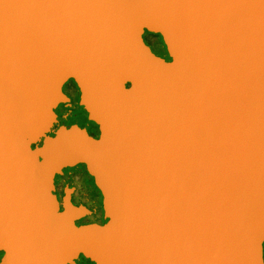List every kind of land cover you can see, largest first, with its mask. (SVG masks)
I'll use <instances>...</instances> for the list:
<instances>
[{
  "label": "water",
  "instance_id": "1",
  "mask_svg": "<svg viewBox=\"0 0 264 264\" xmlns=\"http://www.w3.org/2000/svg\"><path fill=\"white\" fill-rule=\"evenodd\" d=\"M263 241L264 0H0V264H263Z\"/></svg>",
  "mask_w": 264,
  "mask_h": 264
},
{
  "label": "flooded vegetation",
  "instance_id": "2",
  "mask_svg": "<svg viewBox=\"0 0 264 264\" xmlns=\"http://www.w3.org/2000/svg\"><path fill=\"white\" fill-rule=\"evenodd\" d=\"M145 43L149 46V48L152 50V45L156 42L155 38L152 37H143L142 38ZM153 51V50H152ZM61 90L64 94H66L69 98V105L73 106L75 105V97H76V91L72 83L65 82L61 86ZM85 130L88 134L94 136L95 135V127H90V124L87 122L85 124ZM67 176L71 178V184H72V191L69 195L70 201L75 204H81L85 206L89 211V217L92 218V220L96 223L102 222L101 214L97 211V205L99 202V198L96 197L94 191L90 187V185L87 182V178L80 170H65L64 171ZM76 197L78 199H76ZM98 214V215H97ZM89 219V218H87ZM85 220V218L83 219ZM263 244L261 245V251H262V262L264 264V251H263ZM1 255V252H0Z\"/></svg>",
  "mask_w": 264,
  "mask_h": 264
},
{
  "label": "trees",
  "instance_id": "3",
  "mask_svg": "<svg viewBox=\"0 0 264 264\" xmlns=\"http://www.w3.org/2000/svg\"><path fill=\"white\" fill-rule=\"evenodd\" d=\"M142 38L143 37H152V38H155L156 39V45H155V47L157 48V50L158 51H160V52H156V55L157 56H159V57H162V55L164 54L163 52H165V50L163 49V47L162 46H160V44H159V41H158V39H157V37L155 36V35H151V34H148V33H143L142 34V36H141ZM67 83H71L70 82V80H67ZM67 108H73V106H71V105H68L67 106ZM89 124H90V127H94V125L92 124V123H90V122H88ZM55 127V125L53 124L52 126H51V129L52 128H54ZM75 166H78V167H80V171L85 175V177H88L89 179H90V177L83 171V168H82V166L80 165V164H77V165H75ZM74 166V167H75ZM71 168H65V170H70ZM64 170V171H65ZM65 173V172H64ZM66 174V173H65ZM90 181H91V179H90ZM90 187L92 188V190L94 191V193H95V195H96V197L98 198V195H97V192H96V190L94 189V187L92 186V183H90ZM98 207H99V202H98V205H97ZM98 209V208H97ZM98 211H100V210H98ZM85 221H91V219H85Z\"/></svg>",
  "mask_w": 264,
  "mask_h": 264
},
{
  "label": "rangeland",
  "instance_id": "4",
  "mask_svg": "<svg viewBox=\"0 0 264 264\" xmlns=\"http://www.w3.org/2000/svg\"><path fill=\"white\" fill-rule=\"evenodd\" d=\"M152 47V50H154L155 52H160V51H158L157 50V48L155 47V46H151ZM164 53V52H163ZM69 168H71V170H80V167H78V166H72V167H68V169ZM87 178V182H88V184L90 185V183H91V181H90V179L88 178V177H86ZM76 199H78L77 197H76ZM97 211L99 210V207L97 206ZM100 211H98V213H99ZM89 213H87L86 215H84L82 218H85V219H87V218H89V219H92V218H90L89 217V215H88ZM98 215V214H97ZM263 251H264V244H263Z\"/></svg>",
  "mask_w": 264,
  "mask_h": 264
}]
</instances>
